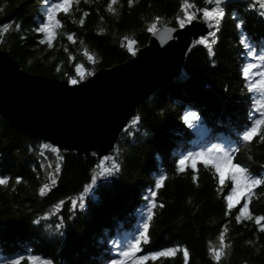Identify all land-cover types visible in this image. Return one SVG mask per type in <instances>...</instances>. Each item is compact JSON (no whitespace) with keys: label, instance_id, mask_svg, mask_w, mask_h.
I'll return each instance as SVG.
<instances>
[{"label":"trees","instance_id":"obj_1","mask_svg":"<svg viewBox=\"0 0 264 264\" xmlns=\"http://www.w3.org/2000/svg\"><path fill=\"white\" fill-rule=\"evenodd\" d=\"M188 2L195 6L190 11L211 7L206 0ZM110 3L73 0L67 14H58L61 26L48 47L39 42L43 34L35 31L44 19L42 6H49L44 0H0V28L11 25L0 36V48L31 74L69 80L77 78V65L93 73L132 56L125 38L134 41L136 52L148 41L147 29L156 17L160 18L157 27H179L177 17L183 15V0H133L131 6L129 0H117L114 12L108 10ZM222 8L225 14L211 54L206 45L196 43L181 71L138 102L112 148L99 158L59 149L0 114V177L9 179L8 185L0 186V264L20 257H24L21 264H30L29 256L45 261L42 264H111L118 258L115 242L136 233L153 191L157 207L149 222L150 242L142 244L137 255L178 247L187 248V264H218L210 248L220 249L219 235L227 227V247L219 264H264V232L254 219L236 220L245 202L250 215H264V184L253 190L251 201L242 197L228 212L226 195L232 182L227 172L220 185L215 170L199 161L195 173L191 161L184 172L177 171L182 155L225 140L226 145H242L234 163L264 179V140L239 139L250 125L248 117L256 101L242 75L250 59L241 41L256 49L264 67V16L259 14V3L254 10L251 0L225 1ZM85 51L95 63L88 61ZM188 111L200 117L197 125L184 122ZM105 157L114 159L119 168L100 176L98 165ZM162 173L165 181L154 189ZM93 177L96 184L86 192ZM44 184L49 190L42 196ZM81 196L84 208L74 209L71 201ZM145 264L185 261L177 252Z\"/></svg>","mask_w":264,"mask_h":264},{"label":"water","instance_id":"obj_2","mask_svg":"<svg viewBox=\"0 0 264 264\" xmlns=\"http://www.w3.org/2000/svg\"><path fill=\"white\" fill-rule=\"evenodd\" d=\"M199 19L183 29L159 26V34L150 33L136 55L110 67L97 68L76 85L66 79L31 74L0 48V114L28 135L43 138L59 149L93 153L99 158L112 148L123 125L135 114L138 102L181 71L187 53L207 32L208 26ZM165 28L176 29L170 32V39L163 38ZM168 43H176L179 48L169 72L164 79L135 93L138 80H144L151 69H147L151 59L143 61L154 51L150 67L158 66L155 55ZM26 91L41 96L43 102L28 105ZM15 97L21 102L20 108L13 102Z\"/></svg>","mask_w":264,"mask_h":264},{"label":"snow or ice","instance_id":"obj_3","mask_svg":"<svg viewBox=\"0 0 264 264\" xmlns=\"http://www.w3.org/2000/svg\"><path fill=\"white\" fill-rule=\"evenodd\" d=\"M78 4L79 0H75ZM117 0H111V3L108 6V10L110 12H114L115 9L112 8V5L115 4ZM225 0H206L208 5H211V8L204 7L203 9H197L196 11H190L191 8H194V5L189 4L188 0H183L182 3V17H177V23L179 28L183 29L186 25H191L194 21L198 20V15L200 16L199 22L206 24L209 28V32L206 37L200 38L197 43L204 44L208 47L209 53L211 54L212 44L215 43V34L216 30H218L220 20L224 16V11L222 5ZM45 5H49L45 9L44 19L39 24L38 28L35 30L40 34H43V39H41L40 43H46L48 47H52L53 41L56 38V29L61 26V21L58 19V14L62 11L65 14L68 13L73 0H59V2H55V0H44ZM133 0H129L130 6L132 5ZM252 7L255 10L256 3H259V7L262 10L259 14L264 16V0H251ZM84 15H88L84 13ZM156 22H153L149 27L148 31L155 34H159V29L157 28V23L160 21L159 17L155 18ZM83 19L80 21L81 25L83 24ZM11 25L4 24L2 28H0V36L7 33ZM176 29H167L165 28L163 32V38L170 39V32H174ZM70 41L73 40L71 35L68 36ZM126 46L128 51L134 56L136 52L133 50L134 41H130L125 38ZM211 41V43H209ZM242 44H245L247 47V55L250 57V60H255L257 56L256 49H254L251 45H248L245 40L241 41ZM122 46L124 42H122ZM84 55L87 57L89 62L95 63L93 57L88 54L87 51L84 52ZM258 65L254 62H248L247 66L242 69V75L248 83V91L250 93L259 94L260 101L257 106V102L253 101V107L249 113V121L250 125L241 133L239 139L243 143H250L254 140V138L258 137L261 140H264V79L256 80L255 78L249 79V74L253 69H256ZM59 70V69H58ZM75 72L78 78H72L70 83L76 85L81 80L85 78V72L83 70L82 65H77L75 67ZM89 75L93 73H88ZM255 75L264 76V72L255 73ZM184 122H186L189 126H195L199 123L200 117L196 112L188 111L183 116ZM241 144H237L235 146L232 145H213L207 148H201L198 151L188 152L182 155L177 161V171L184 172L186 170L187 162L191 161L190 167L195 173L197 169V163L202 162L205 168L214 169L215 172L219 176L220 185H224L225 183V173L227 172L228 179L232 182V187L230 192L226 195L227 201V209L228 212L232 210V208L240 202V199L244 197L246 201H251L253 198V190L258 186L264 184V179L253 177L249 170L246 167H242L239 163H234V157L236 153L239 151ZM45 148L48 145H44ZM110 161V165L108 162ZM108 165V166H106ZM100 169L98 175L100 176H108L112 175L115 171H118V164L114 159L110 157H105L98 165ZM59 171V168H57ZM165 174H160L155 181L154 189H159L161 185L165 181ZM195 179V176H194ZM20 179L17 178L16 183H20ZM55 183V180L52 181ZM9 184V179L6 177H0V186H6ZM96 184V177H93L91 184L85 189L86 192H91L93 186ZM49 190V185L44 184L42 188H40V195H44L45 191ZM155 191H153L148 199V203L144 210V219L141 224V230L139 233L127 243L115 242V247L118 248L117 259H113L111 264H145L147 261H156L160 258H168L174 257L177 252H182L183 259L185 264H187L189 259V252L187 248L180 249L178 247H168L162 250H158L152 252L150 254L137 255L142 251L141 245L149 243V222L153 219V211L157 207L155 202ZM72 207L76 208H84V197L81 196L79 201L73 200L71 201ZM163 207V205H159ZM249 204L245 202L243 207L240 209L239 214L236 216V220L240 221L242 218L247 220H255L256 225L260 226V231L264 232V224L261 222L264 221V215L253 217L248 212ZM228 213H226L227 215ZM227 232V227L224 228V231L219 235L220 241V249L217 250L215 247L210 248V254L213 256L214 260L218 262L222 258V254L224 249L227 247L224 244L225 235ZM30 264H37V257L29 256L27 257ZM24 260V257H20L14 259L9 262V264H21Z\"/></svg>","mask_w":264,"mask_h":264},{"label":"bare ground","instance_id":"obj_4","mask_svg":"<svg viewBox=\"0 0 264 264\" xmlns=\"http://www.w3.org/2000/svg\"><path fill=\"white\" fill-rule=\"evenodd\" d=\"M177 47L178 46L176 45V43H173L171 45H169V43H168V46L166 48H164L163 51H161V52L157 51L158 53L155 56H157V58L159 60L158 61L159 63L157 64L158 66H156L155 68L150 67L153 64V59L152 58L154 57V51L152 53H150L148 57H146L147 59H145L143 61V63L151 59L148 62V63H150V66H149V68L147 67V69H150V68L151 69L149 70V73H148L149 75L147 74V76H146V78H144V80L141 81L138 78L139 80L137 82V87L134 85L136 87L135 90H134L135 93H138L139 90L143 89V87L144 88H146V87L148 88V86L150 87L151 84H153L157 80L164 79L165 75L169 72L172 64L175 61L176 55H177V53L179 51V48H177ZM25 95H26V98H27L26 102H28V105L32 104L33 102H38V101H42L43 100V98H41V96L39 97V96H36L35 94H29L28 91L25 92ZM16 97L13 100V102L18 108H20V106H21L20 103L21 102L17 99L18 97L17 98Z\"/></svg>","mask_w":264,"mask_h":264},{"label":"rangeland","instance_id":"obj_5","mask_svg":"<svg viewBox=\"0 0 264 264\" xmlns=\"http://www.w3.org/2000/svg\"><path fill=\"white\" fill-rule=\"evenodd\" d=\"M46 7H48V6H42V11L43 12H45ZM209 8H211V7H209ZM208 29H207V31H208ZM200 38H203V36L202 37H199L198 40ZM247 59H250V57L248 56ZM248 62H254V63H256L258 65V67L256 69H253L252 72L249 74L250 78L251 79L255 78L256 80L264 79V76L255 75V73H258V72H264V67H263V65L261 63V60H260L259 56L257 55L254 61L253 60H248L247 63ZM247 63L244 66V68L247 66ZM83 70H84L85 76H86L88 74V72L85 71L84 68H83ZM77 78H78V76H77ZM70 80L71 79H69L67 81L70 83ZM259 101H260V96H259V94H256V102H257V105L259 104ZM213 145H226V144H225V140H224V143L223 142H213L212 145L207 146V147H211ZM207 147H205V148H207ZM141 224H142V222L140 224H138L137 229L135 230L136 233H133L134 234L133 237H128L127 235H123L117 242L126 243L127 241H130L131 239H133L139 233V228L141 227ZM118 250H119L118 248L114 247V251L118 252ZM44 262L45 261H43V260H37V264H42Z\"/></svg>","mask_w":264,"mask_h":264}]
</instances>
